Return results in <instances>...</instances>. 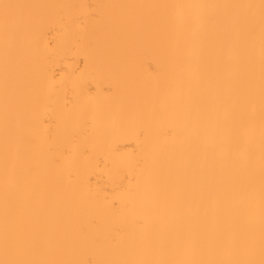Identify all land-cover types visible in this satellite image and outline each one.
I'll return each instance as SVG.
<instances>
[{"label":"bare ground","instance_id":"6f19581e","mask_svg":"<svg viewBox=\"0 0 264 264\" xmlns=\"http://www.w3.org/2000/svg\"><path fill=\"white\" fill-rule=\"evenodd\" d=\"M0 264H264V0H0Z\"/></svg>","mask_w":264,"mask_h":264}]
</instances>
